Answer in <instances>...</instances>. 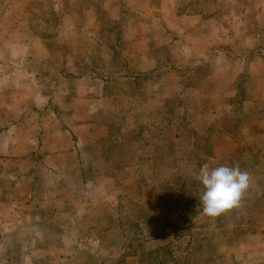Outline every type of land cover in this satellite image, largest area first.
<instances>
[{"label": "rangeland", "instance_id": "rangeland-1", "mask_svg": "<svg viewBox=\"0 0 264 264\" xmlns=\"http://www.w3.org/2000/svg\"><path fill=\"white\" fill-rule=\"evenodd\" d=\"M0 264H264V0H0Z\"/></svg>", "mask_w": 264, "mask_h": 264}, {"label": "clouds", "instance_id": "clouds-1", "mask_svg": "<svg viewBox=\"0 0 264 264\" xmlns=\"http://www.w3.org/2000/svg\"><path fill=\"white\" fill-rule=\"evenodd\" d=\"M204 191L200 196L204 214L216 217L234 207H239L244 194L252 185L251 174L234 166L210 167L203 164L195 174Z\"/></svg>", "mask_w": 264, "mask_h": 264}]
</instances>
